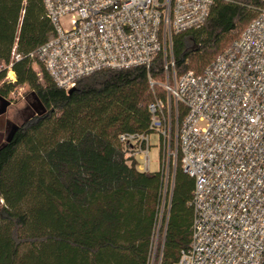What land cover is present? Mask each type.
I'll return each mask as SVG.
<instances>
[{
  "label": "trees",
  "instance_id": "trees-1",
  "mask_svg": "<svg viewBox=\"0 0 264 264\" xmlns=\"http://www.w3.org/2000/svg\"><path fill=\"white\" fill-rule=\"evenodd\" d=\"M263 6L219 1L200 29L175 35L178 75L204 73ZM53 37L42 0H0V96L12 100L27 87L41 110L0 146V264H150L163 176L126 159L119 138L150 132L149 105L167 96L163 56L150 70L88 76L69 94L25 57ZM15 44L23 58L13 62L12 83L6 76ZM194 186L179 157L160 264H176L189 248Z\"/></svg>",
  "mask_w": 264,
  "mask_h": 264
},
{
  "label": "built area",
  "instance_id": "built-area-1",
  "mask_svg": "<svg viewBox=\"0 0 264 264\" xmlns=\"http://www.w3.org/2000/svg\"><path fill=\"white\" fill-rule=\"evenodd\" d=\"M42 1L54 37L25 57L66 93L104 70H150L163 56L168 100L149 105L150 132L119 141L126 158L150 173L158 133L163 190L172 192L179 157L194 179L191 242L176 264H264V6L204 73L178 75L173 37L200 29L216 2L236 0ZM11 55L6 80L14 83L13 62L23 58L17 44ZM162 247L163 240L158 264Z\"/></svg>",
  "mask_w": 264,
  "mask_h": 264
},
{
  "label": "rangeland",
  "instance_id": "rangeland-1",
  "mask_svg": "<svg viewBox=\"0 0 264 264\" xmlns=\"http://www.w3.org/2000/svg\"><path fill=\"white\" fill-rule=\"evenodd\" d=\"M163 83H161L162 85ZM11 105L7 109V114L5 118V125L0 129V146L7 141V136L10 133V129L12 125L14 126H22L26 123H30L36 120V115L41 111L39 105L36 100L32 96L30 90L27 87L19 88L15 93L12 94ZM168 100V94L166 96V100ZM160 135L158 133H153L151 135V171L150 173L158 172L161 170L162 165V142L160 139ZM126 158V156H125ZM127 159V158H126ZM173 167H171L170 176L172 177ZM165 197V207L162 208V204ZM171 197V189L167 187V191L163 190L162 192V203L159 210L158 223L155 230L154 235V248L156 246V252L153 249L151 263L154 260L153 264H156L157 257L160 252V246L162 241V225L164 223V219L166 216L168 200ZM0 204H2V200H0ZM163 209V210H162ZM159 261H157L158 263Z\"/></svg>",
  "mask_w": 264,
  "mask_h": 264
},
{
  "label": "water",
  "instance_id": "water-1",
  "mask_svg": "<svg viewBox=\"0 0 264 264\" xmlns=\"http://www.w3.org/2000/svg\"><path fill=\"white\" fill-rule=\"evenodd\" d=\"M74 90H71L69 92V94L73 93ZM0 102H1V106H0V116H1V120H3L6 116V113H7V109L8 107L12 104L11 101H9L8 99L0 96ZM19 126H16L15 127V131L17 130ZM10 140V139H9ZM8 140V141H9Z\"/></svg>",
  "mask_w": 264,
  "mask_h": 264
},
{
  "label": "flooded vegetation",
  "instance_id": "flooded-vegetation-1",
  "mask_svg": "<svg viewBox=\"0 0 264 264\" xmlns=\"http://www.w3.org/2000/svg\"><path fill=\"white\" fill-rule=\"evenodd\" d=\"M0 106H1V102H0ZM5 118H6V116H5ZM5 118L3 120H1V116H0V129L5 125ZM15 127L16 126L12 125V127L10 129V133L7 136V140H9L11 138L12 134L15 132Z\"/></svg>",
  "mask_w": 264,
  "mask_h": 264
}]
</instances>
